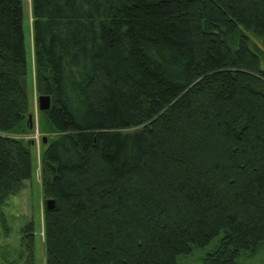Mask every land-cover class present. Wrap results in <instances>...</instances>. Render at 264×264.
I'll list each match as a JSON object with an SVG mask.
<instances>
[{
    "label": "trees",
    "instance_id": "trees-1",
    "mask_svg": "<svg viewBox=\"0 0 264 264\" xmlns=\"http://www.w3.org/2000/svg\"><path fill=\"white\" fill-rule=\"evenodd\" d=\"M44 264H238L264 246V0H30ZM23 0H0L1 207L32 175ZM52 199L51 210L45 201ZM22 237L33 263L34 231ZM22 238V239H23Z\"/></svg>",
    "mask_w": 264,
    "mask_h": 264
},
{
    "label": "rangeland",
    "instance_id": "rangeland-1",
    "mask_svg": "<svg viewBox=\"0 0 264 264\" xmlns=\"http://www.w3.org/2000/svg\"><path fill=\"white\" fill-rule=\"evenodd\" d=\"M24 22L23 30L26 46V57L31 78L29 93V114L33 116V129L26 134L16 135L30 144L32 154V175L24 183L23 189L11 196L1 207L4 222L0 221V264H20L26 257L23 245L27 241L22 237V230L30 226L34 231V264H44L43 259V208L44 199L40 186V155L45 150L42 139L46 142L53 138L49 132L50 123L45 114L37 107V95L34 84V64L32 45V17L30 11V0H23ZM264 69V60L261 61ZM23 238V239H22ZM217 240H212L203 247H194L190 254L177 257L179 264H201L207 253L215 248ZM238 264H264V246H261L254 254L242 252L238 257Z\"/></svg>",
    "mask_w": 264,
    "mask_h": 264
},
{
    "label": "water",
    "instance_id": "water-1",
    "mask_svg": "<svg viewBox=\"0 0 264 264\" xmlns=\"http://www.w3.org/2000/svg\"><path fill=\"white\" fill-rule=\"evenodd\" d=\"M51 106V98L48 95H39L37 97V107L38 110L43 112V111H48L50 109ZM27 123L29 125V130L33 129V116L32 114L28 115L27 118ZM42 142L45 144L46 143V139L43 138ZM54 206V201L52 199H48L45 201V208L47 210H51Z\"/></svg>",
    "mask_w": 264,
    "mask_h": 264
},
{
    "label": "flooded vegetation",
    "instance_id": "flooded-vegetation-1",
    "mask_svg": "<svg viewBox=\"0 0 264 264\" xmlns=\"http://www.w3.org/2000/svg\"><path fill=\"white\" fill-rule=\"evenodd\" d=\"M26 258H27V255H26V257H25V259H24V261H22L20 264H25V260H26ZM33 263L32 264H34V257H33Z\"/></svg>",
    "mask_w": 264,
    "mask_h": 264
},
{
    "label": "bare ground",
    "instance_id": "bare-ground-1",
    "mask_svg": "<svg viewBox=\"0 0 264 264\" xmlns=\"http://www.w3.org/2000/svg\"><path fill=\"white\" fill-rule=\"evenodd\" d=\"M28 118V117H27Z\"/></svg>",
    "mask_w": 264,
    "mask_h": 264
}]
</instances>
